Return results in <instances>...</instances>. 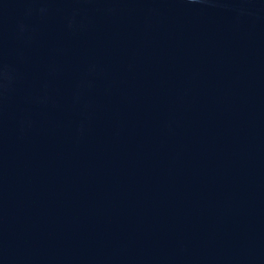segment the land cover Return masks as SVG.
<instances>
[{
	"label": "water",
	"instance_id": "1",
	"mask_svg": "<svg viewBox=\"0 0 264 264\" xmlns=\"http://www.w3.org/2000/svg\"><path fill=\"white\" fill-rule=\"evenodd\" d=\"M0 264H264V0H0Z\"/></svg>",
	"mask_w": 264,
	"mask_h": 264
}]
</instances>
